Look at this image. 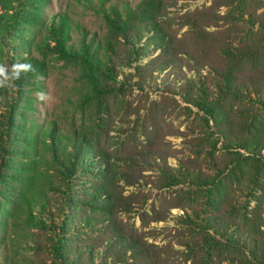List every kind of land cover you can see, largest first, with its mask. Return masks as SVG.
<instances>
[{
  "label": "trees",
  "instance_id": "16d2710c",
  "mask_svg": "<svg viewBox=\"0 0 264 264\" xmlns=\"http://www.w3.org/2000/svg\"><path fill=\"white\" fill-rule=\"evenodd\" d=\"M223 1L228 13L218 20L183 17L186 51L163 26L167 0L105 11L124 47L118 57L113 44L86 35L71 43L70 19L49 17L50 0H0V79L10 77L0 87V206L12 211L17 241L50 264H264V0ZM219 20L227 27L220 40L207 30ZM53 60L82 70L76 108L92 113L82 127L36 118L35 94ZM135 92L158 94L191 121L199 138L188 158L213 175L170 163L159 123L131 107ZM117 101L133 147L112 153L104 139ZM148 185L181 199L183 214L172 221L183 250L149 244L123 225L122 215L149 201L125 189ZM153 212L151 221L168 220ZM3 247L0 238V264H18Z\"/></svg>",
  "mask_w": 264,
  "mask_h": 264
},
{
  "label": "rangeland",
  "instance_id": "374dc122",
  "mask_svg": "<svg viewBox=\"0 0 264 264\" xmlns=\"http://www.w3.org/2000/svg\"><path fill=\"white\" fill-rule=\"evenodd\" d=\"M142 0H50V6L47 9L49 17L67 16L72 26L71 43L78 44L83 35L87 38H94L96 42L111 43L115 46L118 57L124 53V47L117 34L110 31L105 20V11L109 12L111 8L119 9L135 8ZM223 0H167V8L162 19L163 26L170 36L175 39L177 48L180 51L187 50L190 47L189 38L186 37L189 32L188 27H182V19L188 16H209L216 20L225 17L228 9L223 7ZM220 21V20H219ZM216 21L213 27L208 28L210 37L219 39L224 37L226 23ZM185 34V40H184ZM213 35V36H212ZM119 66V63H118ZM83 91L82 70L78 65L63 61L53 60L51 62L48 77L44 79V89L37 96L36 118L42 123L57 122L62 130H68L73 127L75 122L82 127L85 121H88L92 115L91 111L81 113L76 108L81 92ZM139 94L137 92L129 98L133 110L141 108V113L145 119L150 118L159 123L162 128L164 142L166 147L164 151L171 156L170 163L177 164V160H184L192 168L200 170L202 174L213 175V170L203 161H198L195 156L191 159V152H195L192 144L198 140L199 136L193 134V124L190 120L177 117L179 110L167 108L168 101L163 100L158 94ZM41 96L44 98L41 99ZM110 123L108 125V134L104 139L106 149L115 152H128L132 150L127 135L121 133L126 131L125 118L120 105L116 102L113 107ZM77 109V110H76ZM185 156V157H184ZM177 159V160H176ZM190 161L197 162L190 164ZM147 176L150 173H146ZM155 180V178H154ZM148 185L146 190L137 187H128L125 189V196L133 194H146L149 196L148 205L140 209L139 213L122 215L123 225L133 228L137 234L146 238L149 244H154L159 248L173 247L175 251L183 250L180 245L179 231L177 225L172 221L173 217L183 214V211L176 206L180 204L181 199L177 193L171 191L150 190ZM142 195V194H141ZM142 199V197H141ZM163 213L168 217L166 222H153L152 218L156 213ZM11 209L6 206H0V238L5 241V247L1 254L5 253L11 261L17 260L18 264H50L49 256L46 254H34L29 249L28 242L23 238L17 241L20 236L19 231L15 230L12 219L8 218ZM171 214V215H170ZM172 216V217H171ZM143 218H147V223H143ZM7 222V225H4ZM5 238V239H4ZM16 241V242H14ZM22 242V244H20ZM16 244V245H15Z\"/></svg>",
  "mask_w": 264,
  "mask_h": 264
},
{
  "label": "clouds",
  "instance_id": "9594fccd",
  "mask_svg": "<svg viewBox=\"0 0 264 264\" xmlns=\"http://www.w3.org/2000/svg\"><path fill=\"white\" fill-rule=\"evenodd\" d=\"M19 67H23V68L27 69L29 66H27V65H24V66H14V72H13V76L14 77H18L19 72L16 69L19 68ZM4 71L5 70L3 68H0V75H2L4 73ZM9 79H10V77H8L6 75L3 77V79H0V87L5 86L7 84V82H8ZM43 98L44 97L41 96V99H43Z\"/></svg>",
  "mask_w": 264,
  "mask_h": 264
}]
</instances>
